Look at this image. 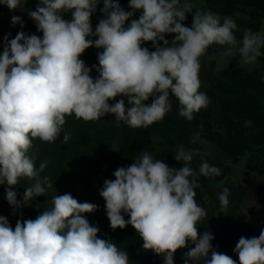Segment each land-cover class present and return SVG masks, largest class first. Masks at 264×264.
Listing matches in <instances>:
<instances>
[{"label": "clouds", "instance_id": "9594fccd", "mask_svg": "<svg viewBox=\"0 0 264 264\" xmlns=\"http://www.w3.org/2000/svg\"><path fill=\"white\" fill-rule=\"evenodd\" d=\"M0 3L15 10L22 0ZM97 3L39 0L29 15L43 37L18 32L0 55V184L10 186L6 194L10 205L18 204L11 186L22 177L34 181L24 193L25 204L52 187L47 177L40 179L46 161L38 171L28 152L34 139L54 142L66 116L74 114L88 122L113 114L118 124L147 128L171 111V93L178 101L179 115L192 121L210 103L199 91V58L209 47L220 46L224 55H238L246 65L264 55V33L245 29L238 40L237 24L230 17L221 22L218 14L197 10L192 26H184L186 14L193 11L187 0H129L132 11L104 0L106 18L93 32L90 18ZM137 10H141L139 19L126 26ZM69 11L70 22L61 16ZM20 22V17H12L13 24ZM165 34H174L171 43ZM90 36L98 38L87 39ZM145 42H152L155 50L142 47ZM92 46L103 49L98 66H93L99 74L96 79L79 58ZM118 96L127 97L131 107L125 106L124 99L110 105L109 100ZM149 97L154 99L146 105ZM69 139L66 133L64 142ZM196 154L181 146L174 158L184 166L176 169L145 151L127 168H117L115 179L105 180L99 193L110 227L124 229L130 224L143 249L162 255L165 264H174V254L188 242L194 247L185 253V264L201 260L236 264L232 257L213 250L210 232L198 234L197 225L207 213L195 200L197 176H218L220 169L202 160L197 173L190 167ZM228 196L229 189L224 188L218 197L222 207H227ZM51 203L36 219L18 220L14 230L0 216V264H129L127 252L111 240L98 238V227L85 218L97 205L81 203L68 193L54 196ZM234 251L239 264H264V230L258 237L239 238Z\"/></svg>", "mask_w": 264, "mask_h": 264}, {"label": "rangeland", "instance_id": "374dc122", "mask_svg": "<svg viewBox=\"0 0 264 264\" xmlns=\"http://www.w3.org/2000/svg\"><path fill=\"white\" fill-rule=\"evenodd\" d=\"M181 2L183 3L185 0H181ZM187 2L192 4L193 11L187 13L186 19L182 22L186 27L192 26L195 11L199 10L202 12L211 11L218 14L221 22L225 17L232 18L237 24L235 35L238 40L242 38L245 29L264 33V18L261 19L260 25L257 22L258 16L264 15V3L257 7V5L249 3H245V5H243L244 3L241 5L237 3L229 4L226 1L220 2L218 0H187ZM96 17L97 14L92 13L90 18L93 32L100 22L98 18L96 20ZM67 18L72 20L71 11L68 12ZM97 38L95 36L87 37V39L93 41ZM165 39L171 43L174 39V34L165 36ZM158 43L160 47L164 46L163 41H159ZM102 51V48L98 49L92 46L81 54V60L84 61L86 67L91 69L90 76L93 79H96L99 75L93 66H98V53ZM224 51V48L213 45L199 58L201 65L199 72L201 88L199 91L205 93L210 101L207 108L200 110L202 117L212 124H216L219 118H223L220 114L221 107L218 104V98L223 95L222 89L223 93H226L229 97H231L234 89H238L237 94L242 97L243 107L240 108L239 112H232L227 118L225 117L224 122L227 136L224 138L219 136L217 130H212L209 127H202L198 131L188 130L179 136L182 139H191L189 142L191 143L190 149L183 146L185 150L194 151L198 149V160L196 162L199 167L203 160L220 169V175L218 176L205 177L199 174L197 176L199 187L195 189V200L207 213L197 225V228L200 230L210 220L212 221L213 217L219 218L222 214V206L218 199L217 190L220 182L230 174L231 167L238 164V161L248 153L264 155V129L262 128V124L264 123V55L258 57L255 63L246 65L240 61L238 55L227 56L223 54ZM261 52L264 53V48L261 49ZM239 71H241V75L236 74ZM249 91L253 92L255 97L258 94V99L254 97L248 101V95L251 96ZM252 109L257 114H252ZM249 119H252L253 122L250 126H247L246 122H249ZM166 126L167 129H170L173 123H168ZM194 138L195 142H193ZM154 140L157 146L164 145V141H166L161 137H155ZM167 159L164 158L165 161ZM128 166L130 164L118 165L119 168H127ZM168 166L170 167V165ZM183 166V163H181L170 168L179 169ZM196 171L199 173V170ZM105 180L109 179L103 178L100 170H98V166L94 164L92 159L88 158L82 166L72 171L63 172L52 182V187H50L47 196L41 201L45 210H49L52 207L51 201L54 196L68 193L81 203L89 202L97 205L95 212L85 214L86 219L103 217L107 215L105 201L99 193L104 187ZM17 184L11 186V190L14 192L16 191ZM9 187L6 182L0 184V216L3 217L7 209L13 206L9 204L6 198ZM27 213V211L15 212L13 216H16V219L23 222L30 217ZM11 227H13V230L15 229L14 226ZM178 258L179 260H177ZM177 259L174 264L185 260V252L179 253Z\"/></svg>", "mask_w": 264, "mask_h": 264}, {"label": "trees", "instance_id": "16d2710c", "mask_svg": "<svg viewBox=\"0 0 264 264\" xmlns=\"http://www.w3.org/2000/svg\"><path fill=\"white\" fill-rule=\"evenodd\" d=\"M226 1L227 3L243 4L249 3L251 5L261 6L264 0H218ZM118 2L125 11H132L129 7V0H114ZM239 5V6H240ZM104 8V0H98L96 10L93 13L97 14L99 20L105 19V13L102 11ZM261 8V7H259ZM141 10L134 12L133 16L125 22L126 26L131 23L133 19H139ZM68 12H65L64 20L71 21L67 18ZM257 18V17H255ZM264 15L258 16V25H260L261 19ZM10 11L7 9L5 4L0 3V31L9 24ZM171 34H165L169 36ZM142 47H146L149 51H154L152 42H145ZM237 75H241V71L236 72ZM256 82V81H255ZM236 85V84H234ZM238 89H234L231 97L226 93L218 98V104L221 107V116L216 124L209 123L202 117V112L194 114L192 121L186 120L184 117L179 115L178 101L175 97H172L170 93V100L172 109L166 114V116L158 122H154L147 128H132L127 126L124 122L117 123L113 114H106L104 117L95 120L85 122L82 118L77 119L74 114L66 116V123L59 137L54 142H43L40 139H34L32 141V148L29 149L28 155L32 157L35 168L39 171V166L42 162L46 161V166L42 172H40V179L47 177L49 182H54L63 172L72 171L83 165L84 161L88 158L92 159L94 164L98 166V170L101 172L103 178L114 180L113 173L119 164H133L137 156L141 153L148 151L155 159L162 160L165 164L174 167L175 165L183 162L177 161L174 156L177 150L184 146L189 148L191 146L190 140L182 139V134L188 130L198 131L202 127H209L212 130H217L219 136L224 138L227 136L225 117L232 112H239L240 108L243 107L242 97L237 94ZM247 100L250 101L254 98V93L249 91ZM261 97V96H260ZM259 97V98H260ZM258 99V94H256ZM120 99L125 100V106L131 107L127 102V97L118 96L114 99L109 100V104H114ZM153 97H149L145 101L146 105H150L153 101ZM257 112V111H256ZM252 114H257L252 109ZM220 116V117H221ZM253 122L252 119L248 120ZM173 123L172 128H168L166 124ZM250 123V124H251ZM264 129V123L262 124ZM154 132V135H153ZM70 134V139L64 142L63 137L65 134ZM155 137H161L164 141V145L157 146L155 143ZM193 138V137H192ZM198 146V144H197ZM200 148V147H198ZM198 153V149L194 150ZM164 158H168L166 161ZM197 154L193 156L190 167L194 170H199L197 164ZM34 183L26 177L20 178L16 186V196L18 204L16 206L9 207L5 212L4 217L7 219L10 226H16V216H13L15 212L27 211L28 219H36L38 215L42 214L45 210L42 199L46 195L32 198L28 204L23 201V196L27 187H30ZM47 188V185H45ZM50 188H47V193ZM125 220H127L125 218ZM94 226V224H93ZM129 227L132 226L129 224ZM13 228V227H12Z\"/></svg>", "mask_w": 264, "mask_h": 264}, {"label": "crops", "instance_id": "0c3cea01", "mask_svg": "<svg viewBox=\"0 0 264 264\" xmlns=\"http://www.w3.org/2000/svg\"><path fill=\"white\" fill-rule=\"evenodd\" d=\"M38 3L39 0H22L20 7L15 10H10L6 5L10 19L9 24L0 31V55L18 32L43 37L29 15V11L36 10ZM64 15L65 12L61 13L62 18ZM13 16L20 17L21 22L13 24ZM238 162L231 167L230 174L220 182L217 190L220 195L224 188L229 189L227 207H221V216L213 217L202 230L197 228L199 235L210 232L214 237L211 241L213 250L232 257L236 264H239V259L234 249L239 238L258 237L264 230V155L248 153ZM124 218L128 219L127 215ZM87 220L98 227V238L111 240L119 249L127 252L129 264H165L162 255L143 249V241L133 227L127 225L124 229L113 230L107 215ZM192 247L194 245L188 242L185 248L178 249L174 254V263L179 253H186Z\"/></svg>", "mask_w": 264, "mask_h": 264}, {"label": "built area", "instance_id": "2783aa9c", "mask_svg": "<svg viewBox=\"0 0 264 264\" xmlns=\"http://www.w3.org/2000/svg\"><path fill=\"white\" fill-rule=\"evenodd\" d=\"M181 264H185V260H184ZM188 264H193V262H192V261H188ZM199 264H203V261L201 260V261L199 262Z\"/></svg>", "mask_w": 264, "mask_h": 264}]
</instances>
